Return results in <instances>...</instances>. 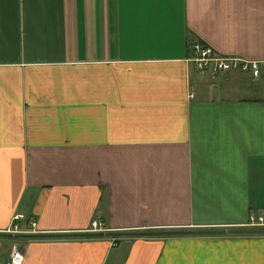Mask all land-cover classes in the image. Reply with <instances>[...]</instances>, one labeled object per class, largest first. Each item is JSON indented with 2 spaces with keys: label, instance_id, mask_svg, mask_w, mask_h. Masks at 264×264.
<instances>
[{
  "label": "crops",
  "instance_id": "obj_1",
  "mask_svg": "<svg viewBox=\"0 0 264 264\" xmlns=\"http://www.w3.org/2000/svg\"><path fill=\"white\" fill-rule=\"evenodd\" d=\"M194 41L264 62V0H0V260L264 264V72Z\"/></svg>",
  "mask_w": 264,
  "mask_h": 264
},
{
  "label": "built area",
  "instance_id": "obj_2",
  "mask_svg": "<svg viewBox=\"0 0 264 264\" xmlns=\"http://www.w3.org/2000/svg\"><path fill=\"white\" fill-rule=\"evenodd\" d=\"M196 71H207L211 74L220 72H249L252 76H257L264 72V62L248 60L235 55H222L211 46L192 42L190 54L187 58ZM23 215L15 214L11 218L9 226L5 229L6 233H16L19 230L17 221L23 220ZM34 226L33 222H29ZM246 225L264 226V216L250 214ZM0 264H22L21 248L17 244L9 247L7 257L0 260Z\"/></svg>",
  "mask_w": 264,
  "mask_h": 264
},
{
  "label": "trees",
  "instance_id": "obj_3",
  "mask_svg": "<svg viewBox=\"0 0 264 264\" xmlns=\"http://www.w3.org/2000/svg\"><path fill=\"white\" fill-rule=\"evenodd\" d=\"M217 229H203L201 230V233H214L217 232ZM235 232L238 233H245V234H261L264 233V226H246V227H240L238 229H236ZM185 233V232H182ZM191 234H199L200 231H193V232H189ZM167 234H172V233H167ZM176 235V234H174Z\"/></svg>",
  "mask_w": 264,
  "mask_h": 264
},
{
  "label": "rangeland",
  "instance_id": "obj_4",
  "mask_svg": "<svg viewBox=\"0 0 264 264\" xmlns=\"http://www.w3.org/2000/svg\"><path fill=\"white\" fill-rule=\"evenodd\" d=\"M251 226H255V225H251Z\"/></svg>",
  "mask_w": 264,
  "mask_h": 264
}]
</instances>
